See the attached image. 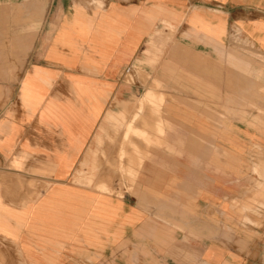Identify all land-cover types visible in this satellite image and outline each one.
<instances>
[{
	"label": "crops",
	"instance_id": "1",
	"mask_svg": "<svg viewBox=\"0 0 264 264\" xmlns=\"http://www.w3.org/2000/svg\"><path fill=\"white\" fill-rule=\"evenodd\" d=\"M38 4L0 264H264V0Z\"/></svg>",
	"mask_w": 264,
	"mask_h": 264
},
{
	"label": "rangeland",
	"instance_id": "2",
	"mask_svg": "<svg viewBox=\"0 0 264 264\" xmlns=\"http://www.w3.org/2000/svg\"><path fill=\"white\" fill-rule=\"evenodd\" d=\"M76 1L99 8L108 0ZM38 3L40 0H0V114L14 100L24 58L37 43L40 31L38 25L42 14L39 12L38 17ZM145 141L147 142V139ZM120 170L115 186L110 187L109 191L112 193L121 194L132 185L133 172L127 168Z\"/></svg>",
	"mask_w": 264,
	"mask_h": 264
},
{
	"label": "bare ground",
	"instance_id": "3",
	"mask_svg": "<svg viewBox=\"0 0 264 264\" xmlns=\"http://www.w3.org/2000/svg\"><path fill=\"white\" fill-rule=\"evenodd\" d=\"M150 86H151V84H150ZM157 104H159V103H157ZM101 171V170H100ZM121 171V170H120ZM114 175V174H113ZM111 178V177H110ZM101 181V180H100Z\"/></svg>",
	"mask_w": 264,
	"mask_h": 264
}]
</instances>
